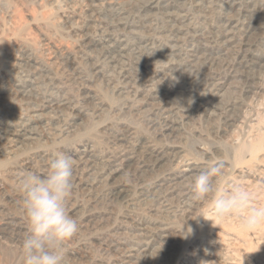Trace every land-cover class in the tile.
<instances>
[{
	"label": "rangeland",
	"instance_id": "1",
	"mask_svg": "<svg viewBox=\"0 0 264 264\" xmlns=\"http://www.w3.org/2000/svg\"><path fill=\"white\" fill-rule=\"evenodd\" d=\"M147 1L97 0L94 9L92 0H0V127L50 96L63 102L42 109L43 120L30 125L40 130L35 142L24 137L13 153L0 152V223L16 216L29 229L19 181L29 172L45 175L57 154L78 161L76 153L87 151L95 172H101L108 161L146 142L179 152L173 162L148 168L143 176L148 185L166 170L192 163L220 166L223 177L212 178L213 193L199 200L203 203L186 222L179 209L173 212L176 207L160 210L151 195L139 199L133 179L128 199L114 204L105 196L91 204L90 195L100 194L96 188L103 185L98 181L93 190L73 186L69 199L79 208L68 213L79 230L64 242L62 264H115L93 240L95 232L80 227L81 218L95 211L109 218L106 226L130 214L179 231L178 251L159 264H264V226L245 231L235 216L217 221L210 214L215 197L234 186L264 206V19L245 37L251 51L237 57L242 34L255 17L251 3L261 0H157L156 9ZM91 37L103 44L91 45ZM240 61L244 65L236 66ZM252 75L260 79L249 88ZM162 77L167 82L160 83ZM215 83L223 87L209 96L212 109L195 112ZM153 86L161 90L150 97ZM160 107L173 109L172 136L162 133L166 115ZM124 131L130 138L121 142ZM26 158L28 169L21 164ZM130 177L121 172L118 179ZM126 233L131 237L135 230ZM25 239L0 236V264H24ZM136 245L139 251L146 248Z\"/></svg>",
	"mask_w": 264,
	"mask_h": 264
},
{
	"label": "bare ground",
	"instance_id": "2",
	"mask_svg": "<svg viewBox=\"0 0 264 264\" xmlns=\"http://www.w3.org/2000/svg\"><path fill=\"white\" fill-rule=\"evenodd\" d=\"M96 1L97 0H92L94 3ZM159 5L160 2L157 0L147 1L148 8L156 9ZM251 6L253 7L255 17L253 18V22L248 24L250 26L245 29L242 34L244 41L240 44L239 50L237 51V57L239 58L241 53H249L253 48L252 42L250 43L246 41L245 37L247 38L250 32L253 34L255 30H258L260 27L259 22L264 19V0H261L256 5L251 3ZM93 8H97L96 3L93 5ZM245 14H248V12ZM230 21L232 20H229V24ZM90 44L98 46L103 44V40L91 37ZM107 49H111V47H108ZM244 62L245 61H240L239 63H236V66H242L244 65ZM234 67L235 65L233 67H228V69H232ZM153 75L155 76L157 74L154 73ZM152 79L153 77L146 81L147 85L145 89L152 85ZM256 79L260 78H258L257 75H252L248 79L249 81H247V84L251 86L249 88H253L256 85V83L254 85ZM160 81V83H165L167 82V79L162 77ZM211 86L212 88L209 93L206 94L204 98L201 99V101H199L195 112H201L205 114L212 109L211 101L213 99H210V97L215 93V96H217V93L222 89L223 84L215 83ZM160 90V88L153 86V88L149 90L148 96H155L159 94ZM15 94L20 95L21 91L18 89ZM54 99L55 98L53 96H50L46 98L42 105L35 107V109L29 110L30 112H27L28 114L25 116H15V119L12 120V124L8 123L6 125H2V127H0V152H8L9 154L11 152L13 153L14 148H16L18 144L24 145V142H26V140H22L24 137H26L25 139H27L29 142H35L33 140H36V137L40 134L38 132L40 130L39 128L36 129L35 126L30 128V125L35 122L40 123L43 120L42 115H40L42 109L49 108L53 104L54 106L57 104H63V102L60 101L58 103L54 102ZM162 100L164 101L165 98H162ZM63 101L67 100L64 98ZM164 105H167L166 101H164ZM159 109H162L163 114L166 115L162 133H169L167 135L172 136L176 132V124L170 116L173 109L165 108L164 110L161 107ZM230 121H233V118L230 117L226 119V125H230ZM70 131V129L65 130L66 134H69ZM128 136V133H125L124 131L118 136V139L123 137L121 140L119 139V141L123 142L130 138ZM118 139L116 138L117 141ZM178 154L179 152L173 147H170L169 149H161L150 146L146 142H139L129 150L122 152L120 156H117L114 161H108L104 170L101 172H95L96 167L93 162L90 161L91 159L88 157V152H77L76 157H79V160H74L73 168V170L77 171V175L72 176V187L75 186L77 189H79V187H83L93 190V188H95V183H97L96 181H98V183H102L103 185L102 187L96 188L100 191V194H97L96 196H93L94 194L90 195L91 204L98 205L99 201L101 202L102 200L101 197L103 196L107 197L108 201L114 204L116 202L118 203V201L123 202L124 200L128 199L130 194L129 192L131 190L129 188L131 186L133 187V185L130 184L131 179H133L132 181L137 182L136 191L140 196L139 199L146 197L147 195H151L153 196L151 202L155 206H159L160 210L166 207L169 208V210H172L173 207H176V211L173 212L178 213L177 210L179 209L180 212L178 216L183 222H186L193 219L192 216L195 214L193 211L195 210L196 212L198 206H200L199 204L203 203L202 201L194 200L192 198V182L196 175L209 169L206 165L192 163L186 166L185 169H179L176 171L166 170L165 174H167L160 177L153 185H148L143 180L144 173H147L148 168H160L166 165L167 161L173 162ZM29 160V158L23 159L21 163L23 168L26 169L29 166ZM121 172L130 175V179H125L124 181L119 182L118 176L121 174ZM86 176L89 178L93 176L94 178L91 181L87 179ZM100 178H103L104 181H99ZM182 180H187L189 184L188 187H186L187 185H185ZM72 202L73 201L69 198L66 202V208L70 214L79 208H76L75 204H72ZM103 216L104 215H102L101 212L97 213L95 211L85 217H82L80 220V227L84 229H90L93 233L95 232L93 235V240L97 245L99 244L98 246L105 254L112 255V257H114L113 260L115 264H159V262H161L164 257L174 256L175 252L178 251V248L174 243V238L176 237L175 233L179 231H171L163 223L152 222L150 224L148 220L146 221L142 218L135 217L134 215L126 214L121 217L120 224L106 226L108 224L109 218L106 219ZM18 219L20 218L16 216L5 218V221L0 223V236L6 237L10 235L12 236V239H18L22 237L27 238L29 235V229H26L25 224ZM102 226L104 227L100 228ZM101 230L102 232H98ZM131 230H135V234L134 236L131 235L130 237L126 232H130ZM136 243H138L139 246H145L146 248L144 247L145 249L143 251H139L140 249L136 247ZM97 264L103 263L99 262Z\"/></svg>",
	"mask_w": 264,
	"mask_h": 264
},
{
	"label": "clouds",
	"instance_id": "3",
	"mask_svg": "<svg viewBox=\"0 0 264 264\" xmlns=\"http://www.w3.org/2000/svg\"><path fill=\"white\" fill-rule=\"evenodd\" d=\"M73 168L74 160L59 153L45 175L29 172L19 181L29 225V235L22 244L24 264H62L64 242L79 230L66 208L72 192ZM214 176L223 177L220 166L202 171L193 178L194 200L205 199L213 193ZM210 214L217 221L235 216L245 231L264 226V206L255 205L252 194L240 186L218 194Z\"/></svg>",
	"mask_w": 264,
	"mask_h": 264
}]
</instances>
